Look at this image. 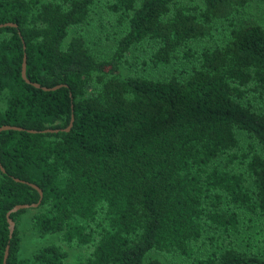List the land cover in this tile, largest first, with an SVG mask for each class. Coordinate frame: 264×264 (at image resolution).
I'll use <instances>...</instances> for the list:
<instances>
[{
    "label": "trees",
    "instance_id": "trees-1",
    "mask_svg": "<svg viewBox=\"0 0 264 264\" xmlns=\"http://www.w3.org/2000/svg\"><path fill=\"white\" fill-rule=\"evenodd\" d=\"M101 0H0V264H264V0H110L120 35L104 57L76 29ZM217 39L200 48L192 42ZM183 59L182 75L124 74ZM51 87L43 91L20 77ZM35 207L9 214L14 204ZM58 242L21 250L19 225ZM254 235H257L256 246Z\"/></svg>",
    "mask_w": 264,
    "mask_h": 264
},
{
    "label": "rangeland",
    "instance_id": "rangeland-1",
    "mask_svg": "<svg viewBox=\"0 0 264 264\" xmlns=\"http://www.w3.org/2000/svg\"><path fill=\"white\" fill-rule=\"evenodd\" d=\"M110 0H101L98 2L92 10L90 19L87 24L76 29L75 33L83 35L87 43H89L91 51L98 57H104L114 45V40L120 35V29L122 26L117 25L115 21L109 17L106 6L104 4L109 3ZM181 4L194 5L199 3V0H180ZM250 16L255 17L258 20L263 19L261 5L258 0L251 3L248 8ZM218 37L217 31H212L210 37L192 42V48H200L201 46L212 44ZM148 44L142 43L131 49V52L126 55L127 61L124 62V67L121 68L124 74H141L147 77L162 78L169 75L179 76L182 75L187 66L183 59L171 60L167 65L153 67L149 64H143L148 54ZM19 233L21 235V250L25 254H29L36 247L42 246L47 243L58 242L57 235L47 234L38 236L30 229L29 221L23 220L19 225ZM257 235H254V245L259 242ZM63 248L67 252V264H77L78 260L84 254V249L78 246H67L62 244ZM147 258H156L161 260L164 264H192L191 260L183 258L177 254L170 252H158L149 251L146 254Z\"/></svg>",
    "mask_w": 264,
    "mask_h": 264
},
{
    "label": "water",
    "instance_id": "water-1",
    "mask_svg": "<svg viewBox=\"0 0 264 264\" xmlns=\"http://www.w3.org/2000/svg\"><path fill=\"white\" fill-rule=\"evenodd\" d=\"M3 26H15V23H12V22L0 23V27H3ZM20 77L25 83H29L32 86H34L36 88H40L43 91L54 90V89L58 88L59 86H61L60 84H57V85H54L51 87H46V86H40L38 83H35V82H30L25 76V55L22 56V60H21ZM72 120H73L72 114H70L68 123L63 128H44L41 130H34V129H25V128H22L20 126H15V125L3 124V125H0V131H2V130H17V131H25V132H29V133H35V132H42L43 133V132H57V131H65L66 132L70 129V127L72 125ZM0 170L3 171L1 166H0ZM14 180L22 182V183H26V184L30 185L32 188L36 189V191L38 193V199L35 203L14 204L10 209H8L6 211L5 220H6L7 227H8V237H10L12 230H13V226H14V223L11 220V218L9 217V214L12 212H15L19 209H22V208L35 207L39 203L40 198H41V190L37 186H35L32 183H27L25 181L18 180L16 178ZM7 248H8V246L6 245L5 249H4V253H3L2 264H5V259L7 256Z\"/></svg>",
    "mask_w": 264,
    "mask_h": 264
}]
</instances>
